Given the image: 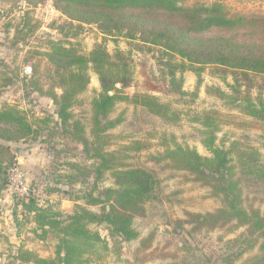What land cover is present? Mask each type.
I'll use <instances>...</instances> for the list:
<instances>
[{
    "label": "trees",
    "instance_id": "16d2710c",
    "mask_svg": "<svg viewBox=\"0 0 264 264\" xmlns=\"http://www.w3.org/2000/svg\"><path fill=\"white\" fill-rule=\"evenodd\" d=\"M187 1L53 0V3L68 18L66 24L72 28L80 30L85 24L96 25L106 35L143 42L136 43V47L160 46L165 54L179 56L182 61L174 65L168 79L174 92L185 93L176 70H194L200 76L206 66H214L224 78L231 75L234 81L231 86L238 94L242 93L243 84L249 89L255 87L258 76L264 77V11H231L220 3L190 5ZM51 45L52 50L46 53L51 80L49 89L43 88L39 78L34 79L39 73L38 64L31 66L32 79L27 84L34 85L41 96L50 97L56 111L35 116L17 105L0 107V185L9 182V170L16 162L10 143L37 139L43 132L56 133L82 145L87 157L93 160L89 168L70 162L69 167L78 172L75 176L84 175L85 171L87 175L94 174L96 181L108 174L114 180L112 185L103 188L95 181L85 195L86 205L99 206V211L77 204L75 211L64 217L53 205L38 203L36 197L21 199L18 206L34 224L32 232L36 238L31 241L38 240L46 251L54 245L55 251L43 256L39 249H29L22 243L17 246L13 258L18 264H91V256L102 258L112 248L108 238L90 227L91 224H105L118 252L124 243L137 242L133 260H127L129 264L152 261L159 256L153 249L157 232L151 230L143 235L135 223L137 217L147 215L148 206L158 199L159 181L152 170L129 161L130 152L147 148L146 142L136 139L111 149L113 136L108 131L121 121L112 119L111 113L122 101L141 105L148 112L174 122L178 112L155 95L135 93L130 96L126 93L133 82V70L129 56L122 50L111 54L104 45L98 44L89 54H80L62 41H52ZM90 69L98 74L101 91L92 101L91 118L82 119L72 109L90 84ZM218 91L221 96L227 95ZM237 99L242 102L236 107L264 125L262 100L256 103L250 96H242L234 102L237 103ZM224 116L222 112L209 111L196 119L202 125V143L210 155L175 142L151 158L161 170L182 173L186 181L207 187L210 195L220 201V206L214 210L188 211L185 218H179L177 227L188 230L190 226L188 233L192 236L204 231L245 228L228 241L227 250L219 255L225 264H234L257 244L264 248V212L248 202L246 191L257 186L258 193L264 197V163L256 151H244L239 153L237 164L232 148L216 143L220 128L216 119ZM229 118L234 124L253 122L237 115ZM240 165L248 168L246 173L240 171ZM237 248L241 250L237 252ZM190 250L189 254L197 262L203 261ZM243 264H264V253L248 258Z\"/></svg>",
    "mask_w": 264,
    "mask_h": 264
},
{
    "label": "rangeland",
    "instance_id": "374dc122",
    "mask_svg": "<svg viewBox=\"0 0 264 264\" xmlns=\"http://www.w3.org/2000/svg\"><path fill=\"white\" fill-rule=\"evenodd\" d=\"M51 1L0 0V107L5 104L17 105L35 116L56 111L50 97L41 96L34 85L27 84L31 82L32 73L26 71L28 66L38 64L39 73L34 79L39 78L43 88L49 89L51 80L47 73L49 61L46 53L52 50V41H62L66 47H73L80 54H89L98 44L104 45L111 54L122 50L129 56L133 70V82L126 88V93L130 96L135 93L155 95L178 112L177 121L174 122L148 112L141 105L122 101L111 113L112 119L121 120L108 131L113 136L111 149L136 139L146 142L147 148L137 153L130 152L132 156L129 161L152 170L159 181L158 199L148 206L147 215L137 217L135 223L143 235L151 230L157 232L153 249L159 256L145 264H225L220 256L227 250L228 241L237 237L245 228L209 233L204 231L192 236L188 233L190 226L188 230L177 227L179 218H185L188 211L214 210L220 206V201L210 195L207 187L186 181L182 173L161 170L151 156L175 142L195 147L200 153L210 155L209 149L202 143V125L196 119L206 112L218 111L226 117L216 119L220 127L216 143L227 149L232 148L237 164L240 162L239 153L244 151H256L264 163V125L235 106L241 100L234 102L235 98L242 96H250L256 103L261 100L264 102V77L258 76L256 86L250 89L247 84H243L242 93L238 94L231 86L234 84L232 76L224 78L214 66H206L200 76L194 70H176L177 77L182 78V90L185 93L174 92L168 79L174 65L182 61L179 56L165 54L160 46L136 47L140 40L106 35L96 25L85 24L80 30L72 28L66 24L68 18L55 6V9L47 7ZM195 2L208 5L220 3L231 11H264V0H188L186 3L192 5ZM89 75L90 84L79 95L80 102L72 109L82 119L91 118L92 101L101 91L98 74L90 69ZM218 90L227 95L221 96ZM230 115L253 122L244 125L238 121L234 124L230 122ZM10 145L16 162L9 170V182L5 186L0 185V264H18L13 255L22 243L29 249H39L43 256L55 251L54 245L46 251L38 240L31 241V238H36L32 232L34 224L28 221L26 214L22 213L24 210L18 206L21 199L36 197L38 203L53 205L66 217L75 211L77 204L86 205L85 195L96 181L94 174L87 175L84 170V175L75 176L78 172L69 167L70 162L89 168L93 160L87 157L82 145L67 141L56 133L43 132L37 139ZM13 167L23 173L24 184L13 183L10 177ZM239 169L244 173L248 170L241 165ZM113 180L108 174L96 182L103 188L112 185ZM246 191L248 202L264 212V197L258 193L257 186H251ZM86 206L94 211L100 210L99 206ZM90 227L108 238L112 247L102 258L91 256V264H129L127 260H133L136 241L124 243L118 252L105 224H91ZM189 250L200 255L203 261L197 262ZM240 250L236 249L237 252ZM263 253L264 248L259 243L245 251L234 264H243L248 258Z\"/></svg>",
    "mask_w": 264,
    "mask_h": 264
},
{
    "label": "built area",
    "instance_id": "2783aa9c",
    "mask_svg": "<svg viewBox=\"0 0 264 264\" xmlns=\"http://www.w3.org/2000/svg\"><path fill=\"white\" fill-rule=\"evenodd\" d=\"M47 7H49V8H51V9H55L54 8V3H53V1H51V2H49L48 4H47ZM26 71H28V73H30L31 71H32V67L31 66H28L27 67V69H26ZM10 177H12V179H13V183L14 184H19L20 185V182L22 183V184H24V180L22 181V177L24 178V176H23V173L22 172H20V169L19 168H15V167H13L12 169H11V171H10ZM18 177V178H17ZM21 181H20V180Z\"/></svg>",
    "mask_w": 264,
    "mask_h": 264
}]
</instances>
